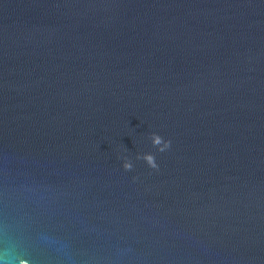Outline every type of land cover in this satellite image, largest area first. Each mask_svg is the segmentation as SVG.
<instances>
[{
    "label": "water",
    "instance_id": "95a60500",
    "mask_svg": "<svg viewBox=\"0 0 264 264\" xmlns=\"http://www.w3.org/2000/svg\"><path fill=\"white\" fill-rule=\"evenodd\" d=\"M0 264H264V0H0Z\"/></svg>",
    "mask_w": 264,
    "mask_h": 264
},
{
    "label": "clouds",
    "instance_id": "9594fccd",
    "mask_svg": "<svg viewBox=\"0 0 264 264\" xmlns=\"http://www.w3.org/2000/svg\"><path fill=\"white\" fill-rule=\"evenodd\" d=\"M149 139L152 145L157 146L158 150L161 152L165 151L170 147L171 142L164 140L160 135L156 133H152ZM137 158L138 159L142 158L143 160H145L146 163L153 169L157 167V164L155 162V157L151 153H145L142 157L138 156ZM132 167H133L132 163L127 158H125L123 163V168L125 170H130Z\"/></svg>",
    "mask_w": 264,
    "mask_h": 264
}]
</instances>
